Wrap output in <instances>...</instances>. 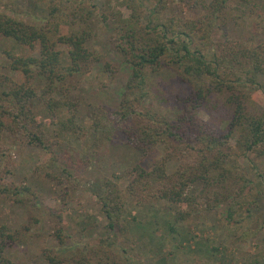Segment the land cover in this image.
<instances>
[{
  "label": "rangeland",
  "instance_id": "374dc122",
  "mask_svg": "<svg viewBox=\"0 0 264 264\" xmlns=\"http://www.w3.org/2000/svg\"><path fill=\"white\" fill-rule=\"evenodd\" d=\"M140 1L143 21L155 23L167 17L184 20L188 15L181 0H164V7L156 11L151 9L157 0ZM80 3L95 5L85 46L101 57L83 73L74 74L73 86L61 96L75 103L73 128L63 125L70 113L66 107L46 108L43 98H57L59 94L45 92L43 76L34 71L29 85L35 95L29 99V107L51 142L50 150L27 143L18 132L0 130V181L27 188L16 194L0 192V223L16 233L15 240L5 247V255L17 264H80L69 258L74 254L71 252L86 255V249L93 247L109 251L121 264H264V157L251 151L240 153L232 137L228 140L230 155L247 180L233 182L229 195L213 185L204 187L200 180L186 187L193 196L188 203L148 195L132 197L126 192L128 169L135 163L150 168L155 159L168 153L166 172L172 174L197 157L194 150L181 153L174 148H182L183 140L174 145L157 142L141 156L122 132L107 128L108 121L114 120L113 111L130 71V65L111 43L115 35L111 12L119 10L122 16L129 12L120 0H0V11L43 25L51 7H58L57 13H67ZM102 14H106L104 19ZM209 36L210 51L226 38L244 46L264 41V0H249L244 12L230 8ZM8 54L25 57L35 51L0 34V78L18 84L24 75L10 67ZM258 81L260 85L242 88L247 107L254 113L264 111V83L260 78ZM147 83V94L137 108H151L174 121L188 86L168 67L150 71ZM228 109L218 94L213 103L198 109V116L225 132ZM101 112L108 117H102L101 127L93 130L92 120ZM104 178L113 180L127 203L128 213L114 230L105 227L97 197ZM226 182L232 183L229 179ZM213 189L220 193L213 196ZM47 255L59 262H49ZM100 259L105 260L103 256Z\"/></svg>",
  "mask_w": 264,
  "mask_h": 264
},
{
  "label": "trees",
  "instance_id": "16d2710c",
  "mask_svg": "<svg viewBox=\"0 0 264 264\" xmlns=\"http://www.w3.org/2000/svg\"><path fill=\"white\" fill-rule=\"evenodd\" d=\"M181 1L188 10L184 20L167 17L155 23L150 19L143 21L140 0H120L129 9L126 16H122L119 10L111 12L115 24L111 43L130 65V71L118 107L113 111L114 120L108 121L107 128L122 132L125 141L141 156L157 142L174 145L183 140L182 148L181 145L174 148L181 153L194 150L197 160L172 174L166 172V161L171 156L168 153L155 159L150 168L133 164L128 169L125 185L126 192L132 197L148 195L167 202L188 203L193 196L185 190L192 182L200 180L204 187L213 185L229 195L233 182L247 180L244 173L237 171L238 164L230 155V137L240 153L251 151L264 157V111L252 112L247 107L246 93L242 89L248 85H260L258 78L264 83V41L244 46L235 39L226 38L216 42V50L210 51L209 33L217 26V20L222 21L230 8L244 12L249 0ZM94 6L85 7L80 3L67 13H57L56 10L60 11L58 7H51L49 18L43 25L27 23L0 11V34L35 51L34 55L25 57L8 54L10 67L19 69L24 80L17 84L7 77L0 78V130L18 132L27 143L50 150L51 142L43 135L40 121L35 119L29 107V99L35 95L29 85L34 71L43 76L45 92L59 94L57 98H43L46 108L66 107L70 113L63 125L73 128L75 103L61 96H66L73 86L71 77L74 74L83 73L91 62L101 57L98 51L85 46L92 30ZM163 7L164 0H157L151 11ZM105 17L106 14H102V19ZM74 23L83 24V27ZM161 67L173 69L189 88L180 100L181 109L174 121L151 108L138 109L136 106L147 94L148 73ZM218 94L229 107L225 132L218 131L198 116V109L213 103ZM107 114L101 112L93 118V130L101 127V118L108 117ZM228 179L232 183H227ZM0 183L2 193L16 194L27 190L23 185ZM100 188L97 197L105 227L114 230L128 213L127 203L112 179L104 178ZM219 193L218 189H213V196ZM168 226L172 229L171 225ZM15 234L6 224L0 223V264H17L4 252L5 247L15 240ZM71 253L74 254L69 258L80 264H121L113 254L100 248L88 247L86 255ZM101 256L105 260H101ZM46 258L52 263L59 262L51 255Z\"/></svg>",
  "mask_w": 264,
  "mask_h": 264
}]
</instances>
